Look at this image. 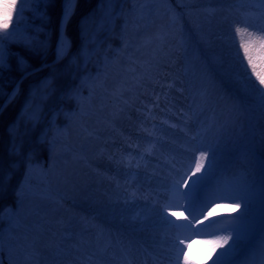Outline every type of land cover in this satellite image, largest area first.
<instances>
[{"label": "bare ground", "instance_id": "6f19581e", "mask_svg": "<svg viewBox=\"0 0 264 264\" xmlns=\"http://www.w3.org/2000/svg\"><path fill=\"white\" fill-rule=\"evenodd\" d=\"M178 1L184 10L189 7L197 9L200 5L214 10L200 25L209 35L218 37L216 51L225 63L218 74L215 70L210 71L214 91L202 81L204 78L194 66L184 67L175 59L177 53L184 54V47L181 39L170 36V31L164 27V14H152L131 23L130 34L122 43L119 55L102 66L89 96L75 107L69 126L60 134L62 146H58L49 166L48 190L51 196L30 189L15 214L14 225L18 228L13 235L18 236L19 241L9 251L16 263L30 264L23 254L27 255L36 247L40 258L47 257L55 264L68 263V252L75 264H185V257L188 264H214L221 253L228 251L232 241L212 251L215 247L213 241L235 236L233 229H237L241 240L235 251L222 257L221 261V264H229L251 243L263 240L262 227L259 233H254L256 228L247 226V220L256 213L264 215L258 195L262 189L260 173H264V168L237 151L236 144L218 127L217 119L221 116L226 121L240 124L233 103L219 98L231 90V84L223 75L239 74L241 87L243 82L260 86L258 76H264V31L260 30L264 26L260 19L264 15V0ZM244 20L255 26L238 23ZM237 27L246 30L237 33ZM157 30L167 33L168 38L153 44ZM58 45L65 46L59 56ZM243 45L248 47L247 54ZM66 50L67 40L62 26L55 52L61 57ZM249 56L252 63H249ZM169 69L178 72V84L172 85L173 90L159 93L164 105L147 118L146 126L138 128L146 135L140 133L131 142L137 151H128L120 171L109 177L108 192L102 197L100 192L104 193L106 188L103 189L101 177L107 175L101 170L113 161L111 150L121 144V131L128 134L130 124L127 118L137 122V103L153 88L157 75L165 74ZM127 88L135 91L137 97L127 93ZM181 94L194 100L195 104L186 105L184 120H176L168 128L164 126L169 115L167 108L176 98H181ZM109 102L115 103L116 112L107 107ZM202 104L207 107L206 113L200 110ZM160 111L164 115H160ZM157 119L161 121H155ZM254 130L262 137L263 128L258 120ZM182 133L191 136L197 133L198 139L207 146L201 148L197 142L189 143ZM158 138L162 139L160 146L156 144ZM198 148L199 152L206 151L209 159L213 152L216 153L217 164L211 179L221 177L217 185L209 189L208 183L190 199L182 194L189 190L191 181L185 186L183 180L195 170ZM149 156H153L154 161L142 169L145 174L139 172L137 161H145ZM173 163L178 171L171 177L169 165ZM206 169L207 161L205 169L197 175H202ZM239 172L243 178L241 184L240 178L231 175ZM243 180L249 183L252 191L247 190L248 184ZM177 181H180L178 191ZM220 187L224 194L218 196L215 190ZM211 190L214 195L209 198L206 193H212ZM232 191L236 193L232 197L240 195L244 199L232 198L230 206L224 205L223 199ZM65 197H69L70 202L63 203ZM61 203L65 207L63 211L59 210ZM207 205L208 209L200 212L202 206ZM91 206L96 215L103 209V220L93 226L97 240L89 243L84 240V248L80 249L82 246L75 243L84 224L80 219ZM198 217L204 221L198 222ZM217 226L220 230L212 232L211 227ZM206 229L209 230L203 231ZM41 232L45 234L42 236ZM45 243L52 244L49 254L43 253ZM136 254H139L138 260Z\"/></svg>", "mask_w": 264, "mask_h": 264}, {"label": "rangeland", "instance_id": "374dc122", "mask_svg": "<svg viewBox=\"0 0 264 264\" xmlns=\"http://www.w3.org/2000/svg\"><path fill=\"white\" fill-rule=\"evenodd\" d=\"M46 0H28L23 4L24 13L20 20V25L16 26V16L21 5V0H16L17 11L14 12L12 23L9 24L8 29L0 30V36L5 37L3 42V49L5 53V68L4 72L9 71L17 63L19 54L16 52V48L25 45L30 39H38V23L43 20H48L45 16L42 7ZM200 3L202 0H196ZM194 3V0H192ZM191 2V6L194 4ZM11 3V0H0V8L3 4ZM65 3L63 4V11ZM213 9H206L204 5H200L197 9L191 7L185 10L181 8V3L178 0H99L95 7L80 21V36L82 38V45L79 52L71 59L67 58L69 54L70 43L67 40V50L58 58V61H66L65 65L54 76H46L38 79L29 89L24 103L20 109L14 114L12 122H9L6 129L8 138L7 148L8 154L13 157L14 167L13 171L18 174L14 185V197L12 204L9 206L7 212H5L2 220H0V264H19L14 261V256L11 251L16 244H18V236L14 237V232L17 231V226L14 225L15 214L19 209V206L25 198L30 189L33 192H44L51 196L49 193V166L50 160L58 150V146H62L63 142L60 140V134L69 126V120L72 117L75 107H77L81 100H84L89 96V92L92 91V83L95 78L98 77L102 66H106L114 61L119 55V50L122 48V43L125 42L131 30V23L142 21L152 14H164L163 24L164 27L170 31V36H174L175 39H181V43L184 47V54L177 53L175 59L179 61L184 67L194 66L198 73H201L207 86L211 91H214L212 87L213 79L210 75V71L215 70L217 74L225 66V63L216 51V45L218 37L211 36L207 31L201 28V22L211 16ZM167 12V13H166ZM63 13V12H62ZM3 17L0 16V23H2ZM16 29L13 32V29ZM157 35L153 40V44L164 42L168 38V34L163 31L157 30ZM19 42V43H18ZM49 44V43H48ZM49 46V45H48ZM153 46V45H149ZM42 45H36V55L45 56L49 50L45 49L42 53ZM155 45L152 47L154 48ZM55 48V47H54ZM39 53V54H38ZM201 54V55H200ZM68 59V60H66ZM47 64H43L44 66ZM121 71V70H120ZM114 73V72H112ZM116 73V72H115ZM260 74L263 75L261 71ZM178 72L175 69H169V72L165 74L157 75V78L153 82V88L149 89V93L145 94L137 103L139 111L136 113L137 122L127 118L130 124L128 134H119L120 145L111 150V156L113 161L107 167H104L101 171L106 174L107 177H101L103 183L104 193L100 192L103 197L106 194L107 188L111 181L109 177L115 176L120 168H122V162L127 159L128 151L137 150L131 145V142L136 140L137 136L142 130L138 125L146 126L147 118L151 116L156 109L164 105L163 98L159 99L162 90H173L172 85L178 84ZM57 77L65 78L67 81L64 85L57 86ZM224 80L231 84V90L229 93L224 92L219 95L221 100L228 99L233 103L234 110L240 119V124L231 122L227 119L224 120L221 116L217 119V124L224 134L227 135L236 144V149L239 153L243 154L253 162L257 163L261 168H264V103L261 102L260 94L264 93V86L262 85H249L243 82L241 87L239 82L241 77L239 74L231 75V73L223 75ZM127 93L137 97L135 91L127 88ZM160 93V94H159ZM215 93V92H214ZM181 98H176L174 103L169 104V112L167 119H165L164 126L171 128L176 120H184V110L189 103L195 104L194 100H191L188 96L181 94ZM189 104V105H190ZM107 107L116 112L114 102L106 104ZM200 110L206 113L207 107L202 104ZM136 111V110H135ZM133 111V112H135ZM132 114V113H131ZM163 111H160V115ZM164 115V114H163ZM259 121L263 128L262 137H259L255 133L254 125L255 121ZM106 120H102V123H106ZM155 121H161L157 119ZM140 131V132H139ZM191 144L197 142L201 148L207 146L202 144V141L198 139L197 133L192 136L190 134L182 133ZM141 136V135H140ZM197 136V137H196ZM123 137V140L121 138ZM146 138V136H145ZM145 140V139H144ZM119 141V140H118ZM118 141H115L117 144ZM146 141V140H145ZM162 142L161 138L156 140V144L160 146ZM198 146V145H197ZM193 146V147H197ZM199 149V150H198ZM198 154L200 156V148H198ZM154 161L153 156L146 157L137 161V168L139 172H143L147 165ZM176 169V168H174ZM173 174L175 170L171 167ZM234 178H240L239 183H242V176L240 172L231 173ZM121 177L124 178L123 175ZM221 177V176H220ZM220 177L218 179H220ZM218 179H211L208 186L217 185ZM260 179L262 183V189L258 192L261 206L264 209V173H260ZM124 180V179H121ZM246 182L245 180H243ZM248 184L247 190L252 191L251 186ZM229 185V184H228ZM250 187V188H248ZM207 190V189H206ZM205 190V191H206ZM246 190V191H247ZM217 195H223L222 188L215 190ZM207 192L206 196L211 198L214 195ZM234 191L228 192L227 197L223 199V204L230 206L232 204V195ZM236 194V193H235ZM63 203L70 202L69 197H65ZM125 201V200H124ZM60 205V206H59ZM59 210L63 211L64 205L59 204ZM210 205V204H209ZM209 205L202 206L200 212H204L208 209ZM261 208V210H263ZM102 209V208H101ZM60 211V212H61ZM93 206L89 207L85 212L86 214L82 219L84 224L81 225V235L75 242L76 245L82 246L84 240L87 242H94L98 238L94 231V224L98 225L103 220V209L101 214L96 215ZM261 212V211H260ZM246 216V215H244ZM202 217H198V222H203ZM218 225V224H215ZM247 226L255 227L257 232L264 229V215L258 216L254 214L247 220ZM210 229V228H209ZM209 229L203 230L207 231ZM220 230V227H211L212 232ZM258 231V233H259ZM42 233V232H41ZM45 233H42L43 236ZM47 238L50 240V235L47 234ZM104 245V241H101ZM82 246L80 249H83ZM52 249L51 243H45L43 247V253H50ZM262 250L264 252V244L261 242H253L246 249L244 253L249 252L246 256L254 255L255 252ZM109 252V250H108ZM36 247L31 249L29 253L23 254L30 264H55L45 257L40 258L37 254ZM258 254V253H255ZM137 256V255H136ZM249 256V257H251ZM35 259L34 262L32 260ZM239 259V258H238ZM237 257L232 261V264L238 263ZM68 263L61 262L56 264H75L76 261L68 252ZM231 264V263H230ZM242 264H264V256H259L256 259L246 260Z\"/></svg>", "mask_w": 264, "mask_h": 264}, {"label": "trees", "instance_id": "16d2710c", "mask_svg": "<svg viewBox=\"0 0 264 264\" xmlns=\"http://www.w3.org/2000/svg\"><path fill=\"white\" fill-rule=\"evenodd\" d=\"M98 2L99 0H77L74 13L68 20L65 28V35L70 43L69 54L67 55L68 59L76 55L82 45V38L80 36L81 19L91 12ZM63 4L64 0H46L42 10L45 16L48 17V20H41L38 23V39H30L25 45L15 49L19 54V58H23L24 63L23 65L19 64V59H17V63L12 69L4 72L2 77H0V106L13 89L15 83L26 71L38 68L43 64H48L53 61V51L58 36L59 23L63 14ZM36 45H42L39 53H42L47 47L49 48L43 58L35 54ZM65 63L66 61L62 60L25 78L19 86L16 97L0 114V220H2L5 212H7L9 206L12 204L14 185L17 179L16 177L18 176V174L15 173L17 171H13L15 165L13 157L8 154L7 124L13 121V116L24 103L30 87L40 78L51 75L54 76L55 72L58 74V71ZM57 78V86L64 85L67 81L65 78Z\"/></svg>", "mask_w": 264, "mask_h": 264}, {"label": "snow or ice", "instance_id": "6c2138e0", "mask_svg": "<svg viewBox=\"0 0 264 264\" xmlns=\"http://www.w3.org/2000/svg\"><path fill=\"white\" fill-rule=\"evenodd\" d=\"M27 2H28V0H21V5L19 7V11H18V14L16 16L17 28L20 25V20L23 16V13H24L23 4L27 3ZM37 2H39V0H37ZM107 2H111V0H107ZM64 3H65V8L63 11L62 23L66 22L67 20H69L71 18L72 14H73L72 5L74 3V0H64ZM16 11H17L16 0H11V3L3 4L2 8H0V16L3 17V21H2V23H0V30L8 29L9 24L12 23L13 14ZM260 19L262 22H264V15H262ZM238 23H243L246 26H255V25H250L247 20L239 21ZM245 30H246V28L245 29H241L240 27L236 28L237 33H242ZM260 30L264 31V26H262ZM15 31H16V29L14 28L13 32H15ZM4 39H5V37L0 36V73H2L4 71V68H5V53H4V49H3ZM243 47L245 49V53L247 54L248 53L247 45H243ZM64 48H65L64 45H58V56L64 51ZM18 63L23 65L24 61H23L22 57L19 58ZM249 63H252L251 56H249ZM258 79H259L260 85L264 86V76H258ZM14 95H15V93H13V96ZM260 99H261V102L264 103V93L260 94ZM2 107L3 106H0V108H2ZM206 161H207V169L203 171L202 175H197L198 173H201L203 169H205V162ZM216 164H217V157H216L215 152H213L211 159H209L208 153L206 151H201L199 158H197L195 160V170L192 171V175L188 176L187 179L183 180V184L185 186L188 185V181L190 180L191 181V187L189 188V190L187 192H184L182 195L191 199V197L193 196L194 193H196L198 190L204 189L212 178L213 170L216 167ZM193 177H195V178L193 179ZM179 184H180V181H177L176 182L177 191H178ZM231 198L241 199V200L244 199L243 196H240V195H236V196L231 197ZM236 207L239 208L240 205L237 204ZM245 207H247V201H245ZM173 215H175V213H173ZM233 231L235 232V236L229 235L226 237L218 238L215 241H213V244L215 245V247L212 249V251H215L216 247H223L224 245L228 244L230 240L232 241V244H231L230 248L228 249V251L221 253L220 257H217L214 264H221L222 257L229 255L230 253L235 251L236 246L239 244V242L241 240V233L237 229H233ZM185 264H188L187 257H185Z\"/></svg>", "mask_w": 264, "mask_h": 264}, {"label": "water", "instance_id": "95a60500", "mask_svg": "<svg viewBox=\"0 0 264 264\" xmlns=\"http://www.w3.org/2000/svg\"><path fill=\"white\" fill-rule=\"evenodd\" d=\"M76 2H77V0H74V3H73V5H72V8H73V11H74V8H75V5H76ZM63 18V17H62ZM68 21V20H67ZM67 21L66 22H63L62 23V20H61V22H60V25H59V32H58V37H60V35H61V33H62V26H63V33L65 32V26H66V23H67ZM57 56H56V59L54 60V62L53 63H56L57 62ZM52 63V64H53ZM41 68H39V69H35V70H32V71H29V72H27V73H25L22 77H21V79L17 82V84L15 85V88H14V90L12 91V94L10 95V97H8L7 98V100L3 103V107L2 108H0V113L2 112V110L5 108V106L13 99V97L16 95V93L18 92V89H19V85H20V82L24 79V78H26L27 76H29V75H31V74H33V73H35V72H37V71H39ZM13 93H15V95L13 96Z\"/></svg>", "mask_w": 264, "mask_h": 264}]
</instances>
